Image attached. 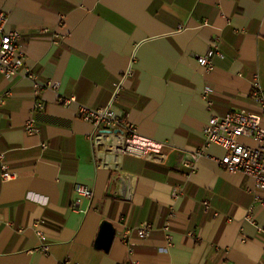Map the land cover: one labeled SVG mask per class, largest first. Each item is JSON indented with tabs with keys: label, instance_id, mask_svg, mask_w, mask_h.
Returning <instances> with one entry per match:
<instances>
[{
	"label": "crops",
	"instance_id": "obj_1",
	"mask_svg": "<svg viewBox=\"0 0 264 264\" xmlns=\"http://www.w3.org/2000/svg\"><path fill=\"white\" fill-rule=\"evenodd\" d=\"M0 12L25 55L19 75L0 73V173L15 174L0 178V264H264L252 179L224 171L216 145L194 172L181 164L203 147L209 116L258 111L250 92L255 75L264 90V0H0ZM212 41L222 57L206 71L197 58ZM115 92L116 118L176 149L165 163L125 155L119 168L100 165L93 126L57 103L100 109ZM30 119L38 133L24 131ZM103 221L115 230L108 252L95 248ZM146 223L149 236L136 238Z\"/></svg>",
	"mask_w": 264,
	"mask_h": 264
},
{
	"label": "built area",
	"instance_id": "obj_2",
	"mask_svg": "<svg viewBox=\"0 0 264 264\" xmlns=\"http://www.w3.org/2000/svg\"><path fill=\"white\" fill-rule=\"evenodd\" d=\"M8 17L5 13L0 12V73L7 77H15L20 74L24 68V53L22 50L23 44L21 35L15 30H7L6 24ZM213 56L222 57L218 49L217 41H212L210 50L202 56L197 58L199 66L206 71L213 70L211 58ZM134 59H132V63ZM131 63V64H132ZM133 72L129 69L122 76L121 81L132 77ZM47 87L57 88L58 83H47ZM34 87L39 90L40 84L35 82ZM121 87L119 84L118 89ZM209 93V89H204V98ZM116 92L110 101L109 105L100 109H91L85 105L76 102L74 97L59 96L57 103L68 107L72 104L77 106V117L85 122L90 123L95 129L94 148L98 160V154H108L106 144L102 141L104 138L114 136L120 140V144L115 147L116 152L119 153L120 159L125 156H133L156 164L165 163L169 155L176 151L174 147L167 142L155 141L151 138L145 137L137 133L135 126L125 118H116L111 110V105L115 99ZM251 99L254 100L258 107L257 112H249L246 110L230 111L223 116L211 115L209 116L206 125H204L202 133L204 138V145L202 148L191 151L182 161V166L194 172L197 161L206 155V148L211 145H216L222 148L225 153L222 157L216 159L217 164L229 173H241L252 179L253 189H248L255 193L254 204L264 205V90L258 83V78L255 75L250 92ZM2 103V99H0ZM211 102L207 101V107H210ZM43 104L37 102L35 109L41 110ZM24 131L27 133H38L39 130L35 126V120L30 119L24 124ZM105 131V132H104ZM249 139L253 144L245 143L243 140ZM114 147V145H112ZM115 151V150H113ZM110 161L103 159V164L107 167H116L111 156ZM100 159L98 160V162ZM100 164V162H99ZM120 166V162H119ZM119 168V167H118ZM15 174L10 172L6 165H1L0 178L3 181H10ZM77 196L84 198H91L92 193L87 187L77 185L74 188ZM183 189L176 186L172 191V197L178 199L183 196ZM204 207L209 209L207 202ZM172 217V216H171ZM151 231L150 224L135 230V236L138 239H145L149 236ZM128 232H125L123 239H128ZM41 241L40 251L44 254L48 252L46 244V236L38 232Z\"/></svg>",
	"mask_w": 264,
	"mask_h": 264
},
{
	"label": "water",
	"instance_id": "obj_3",
	"mask_svg": "<svg viewBox=\"0 0 264 264\" xmlns=\"http://www.w3.org/2000/svg\"><path fill=\"white\" fill-rule=\"evenodd\" d=\"M99 230L95 241V248L108 252L115 237L113 225L107 221H103Z\"/></svg>",
	"mask_w": 264,
	"mask_h": 264
},
{
	"label": "bare ground",
	"instance_id": "obj_4",
	"mask_svg": "<svg viewBox=\"0 0 264 264\" xmlns=\"http://www.w3.org/2000/svg\"><path fill=\"white\" fill-rule=\"evenodd\" d=\"M102 141L106 144L107 149H109L110 152L108 154H104V153L98 154V157L100 159V161H99L100 165H103V162H104L103 159L105 156H111L115 162L114 165L116 167H119L120 155H119V153L116 152L115 147H117L121 141L118 140L117 138H115L114 136H111V135L107 138H104ZM112 145H114V147ZM113 150H115V151H113Z\"/></svg>",
	"mask_w": 264,
	"mask_h": 264
}]
</instances>
